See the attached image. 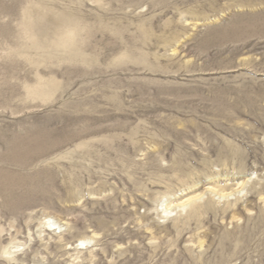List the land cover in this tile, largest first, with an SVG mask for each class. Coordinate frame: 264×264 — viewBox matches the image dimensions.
<instances>
[{"label":"rangeland","instance_id":"374dc122","mask_svg":"<svg viewBox=\"0 0 264 264\" xmlns=\"http://www.w3.org/2000/svg\"><path fill=\"white\" fill-rule=\"evenodd\" d=\"M0 264H264V0H0Z\"/></svg>","mask_w":264,"mask_h":264},{"label":"bare ground","instance_id":"6f19581e","mask_svg":"<svg viewBox=\"0 0 264 264\" xmlns=\"http://www.w3.org/2000/svg\"><path fill=\"white\" fill-rule=\"evenodd\" d=\"M36 7V6H35ZM38 8V7H37ZM34 9V8H33ZM32 10V9H31ZM41 10H42V7H41ZM42 12V11H41ZM30 14V13H29ZM68 16V15H67ZM32 18V17H31ZM56 18V17H55ZM44 19V18H43ZM62 20L61 19V17L60 18H58V21H60V20ZM66 19H69V18H67L66 17ZM42 20V19H41ZM70 20V19H69ZM37 21H39V20H37ZM36 21V22H37ZM56 21V20H55ZM71 21V20H70ZM30 22V21H29ZM28 22V23H29ZM31 22H33V21H31ZM61 22V21H60ZM38 23V22H37ZM38 24H40V23H38ZM42 24V23H41ZM70 24V23H69ZM58 25V24H57ZM30 25H28L27 27H29ZM26 28V27H25ZM29 29V28H28ZM35 29V28H34ZM31 31H33V30H31ZM27 32H29V35H30V30L29 31H27ZM36 32V31H35ZM34 33V32H33ZM32 36V35H31ZM36 36H37V34H36ZM32 37H30V39H31ZM32 39H34V38H32ZM37 39V38H36ZM33 41V40H32ZM34 42V41H33ZM35 46V45H34ZM208 189H210V188H208ZM210 191H212V190H210ZM214 191V190H213ZM222 195V194H221ZM196 198L197 197H190V198H187V199H185L183 202H181V204H180V206H181V208H185V207H192L191 209H193L194 210V212H196L197 211V208L194 206L195 205V202H196ZM200 199V198H199ZM198 199V200H199ZM179 205V204H178ZM190 209V208H189ZM167 210H170L169 208H167ZM202 211V210H201ZM166 212V211H165ZM193 212V211H192ZM87 241L86 240H80L78 243L79 244H85ZM76 245H77V243H76ZM75 245V246H76ZM78 247V246H77ZM80 247V246H79Z\"/></svg>","mask_w":264,"mask_h":264}]
</instances>
